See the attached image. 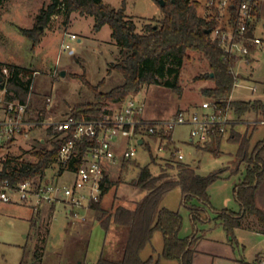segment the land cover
<instances>
[{
	"label": "rangeland",
	"instance_id": "1",
	"mask_svg": "<svg viewBox=\"0 0 264 264\" xmlns=\"http://www.w3.org/2000/svg\"><path fill=\"white\" fill-rule=\"evenodd\" d=\"M103 1L117 9L124 7L125 13L135 20L139 30H142L150 18L163 17L161 0ZM50 2L51 0H0V61L30 68L36 72L33 77V96L38 114L44 113L45 116L57 118L75 106L96 101L95 92L85 80L96 85L101 92L121 84L123 75L117 70L109 73L108 69L111 64L120 62L124 55L115 46L112 29L108 24L98 28L94 16L78 11L72 12L69 17L62 13L53 15L47 25L39 24L42 29L39 40L34 45L32 39L24 35L19 28H33L37 25L39 13ZM262 11L259 35L263 43L254 60L246 62L242 58L237 62L234 69L237 80L231 95V100L234 101L264 102V8ZM65 31L78 35V39L72 42L75 51L71 54L61 51ZM189 53L190 57L180 68L177 88L153 83L145 84L140 92L133 93L144 102V116L162 120L181 109L193 108L204 100L212 99L203 91L204 88L215 86L212 78L205 77L211 70L208 60L201 53ZM170 65L171 63L167 62V67ZM62 70L66 71L65 76L60 74ZM201 76L204 78H200ZM174 78L175 73L166 74L160 80L173 81ZM46 96L52 98L51 103H47ZM229 116L233 123L228 126L220 144L211 141L204 148H198L197 142L188 141L189 126H177L173 132L176 146L185 154L182 160L184 163L196 168L201 175L222 170L221 178L209 187L210 204L203 205L198 199L191 201L205 207L201 212V219L194 223L190 208L182 202L183 192L180 187L167 193L160 205L178 210L182 214V236L196 234L198 237L194 246L195 256L198 254L195 264H264V234L250 231L248 226L243 224L229 236L222 221L217 217L224 209H240V204L234 196V186L242 180L246 163H239V144L233 138L234 134L250 137V152L264 139H259L264 133V120L261 117L249 113L242 119L236 117L233 110L229 112ZM45 131L39 127L36 128L35 134L42 132L45 135ZM46 136L45 146L50 147L51 137L47 134ZM127 142L124 138L120 139L123 146ZM149 142L150 148L146 145L137 146V155L126 165L121 150L116 149L115 163L107 166L113 184L101 200L104 208L114 209L118 205L133 207L136 201L146 194V191L136 184L141 168L149 165L154 174H159L171 160L168 155H156L157 143L152 140ZM41 145L37 140L32 147L26 144L21 148H1L0 168L2 162L8 158H14V164L22 160H36L33 150L42 147ZM49 171L51 172V169ZM169 172L172 176L176 173L174 169H169ZM67 175L72 177L71 173ZM64 182L67 180L62 177L60 183ZM257 204L264 209V185L258 190ZM58 210H61V207ZM31 213L29 205L0 200V264H20L22 258L30 259L35 246ZM82 215H85L84 211ZM246 218H252L259 223L253 216L247 215ZM86 219V215L85 219H81L73 214L67 217L65 212H56L51 221L42 264H96L102 254L114 259L122 256L123 245L127 239L126 228L113 225L111 230L106 232L100 221L94 220L88 230L77 233L74 227H78L76 224L83 223ZM115 228H119V232H114ZM162 251L163 236L160 231H156L151 243L142 251L141 257L148 259L152 256L155 260L160 259L162 264H179L178 261L165 259Z\"/></svg>",
	"mask_w": 264,
	"mask_h": 264
},
{
	"label": "trees",
	"instance_id": "2",
	"mask_svg": "<svg viewBox=\"0 0 264 264\" xmlns=\"http://www.w3.org/2000/svg\"><path fill=\"white\" fill-rule=\"evenodd\" d=\"M242 1L231 0L227 8L228 19L221 25L218 17L220 15L217 9L218 2L214 5L216 9L214 16L205 18L199 13L200 3L197 0H175V2L165 0V4L162 5L163 17L150 18L143 25L142 30H139L135 20L125 13L124 7L117 9L104 3L103 0H51L39 13L37 25L33 28L20 27L19 29L32 39L35 45L40 37L39 24L47 25L53 15L62 13L69 17L75 11L94 16L98 28L106 24L111 27L113 42L124 58L116 64H111L108 72L119 71L123 75V82L109 91L101 92L96 85L85 80L84 82L95 92L96 101L75 106L73 110L78 119L100 118L105 106L125 101L131 94L140 92L145 84H167L177 88L180 68L190 57L189 52L195 51L208 60L211 70L205 77H210L215 82V86L204 88V94L223 107L229 104L239 118L246 113H255L264 120L263 101L231 100L237 80L234 69L242 57L226 53L218 41L212 37L213 30L218 26L223 29L231 27L237 30ZM255 8H257L256 20L250 27L249 35H253L254 26L260 19L261 4ZM207 30L212 32L208 33ZM254 48L252 47L251 51ZM167 62L171 63L169 67ZM4 66L10 70L8 77L2 71ZM212 72L213 76H211ZM173 73H175L173 81L160 80L166 74ZM0 77H2L0 91L1 84L5 82L7 100L27 101L29 86L34 77L33 70L0 61ZM43 117L44 115L41 116ZM50 133L53 134L52 131ZM216 136L217 139H221L223 134L217 131ZM233 138L239 144L237 151L239 163L245 162L246 166L242 180L234 186V196L240 204V210L224 209L217 216L229 236L243 224V219L247 215L255 217L264 229V209L257 204L258 190L264 185V139L250 152V137L238 133L234 134ZM64 141V139H52L51 147L37 148L33 151L36 157L34 161L22 160L14 164V158L4 160L0 168V184L6 179L11 185H16L30 178H44L47 171L57 162L60 146ZM204 147L198 146V148ZM131 161L133 160H125L124 165ZM169 169L176 171L174 176ZM221 173L222 170L201 175L191 165L173 159L159 174H154L149 165L143 166L136 184L142 187L146 194L136 201L133 207L118 205L114 209H106L101 205L102 199L91 205L95 210L96 218L106 232L110 230L112 224L127 230L122 256L114 259L102 254L96 264H162L160 259L155 260L152 256L148 259L141 257L142 251L151 243L156 231H160L163 236L162 256L165 259L178 261L179 264H193L196 254L194 246L198 237L196 234L182 236V214L178 210H172L160 204L167 193L180 187L183 192L182 202L188 205L192 219L194 223H197L205 207L193 204L191 201L198 199L203 205H209V187L221 178ZM102 184L103 198L113 182L107 175ZM43 252L44 248L37 246L33 252L32 262L28 263L25 258H22L20 264H42Z\"/></svg>",
	"mask_w": 264,
	"mask_h": 264
},
{
	"label": "built area",
	"instance_id": "3",
	"mask_svg": "<svg viewBox=\"0 0 264 264\" xmlns=\"http://www.w3.org/2000/svg\"><path fill=\"white\" fill-rule=\"evenodd\" d=\"M263 1L241 2L237 30L221 26L213 30L212 37L226 53L245 58L251 55L252 47L263 43L260 37L248 34L256 20L255 7ZM230 3L231 0H219L217 5L228 8ZM77 39L76 33L65 31L61 51L74 52L72 42ZM2 71L6 77L10 74L7 66ZM6 91L4 82L0 91V149L15 138H30L36 128L42 127L51 137L50 143L52 139L65 140L51 169L71 173L72 177L67 175V182L60 183L48 179L46 174L44 178H30L16 185H11L6 179L0 184V200L26 204L35 210L46 203H63L70 214L81 219H85L82 211L102 199V183L108 175V164L115 163L116 149L121 150L124 160H133L138 152L137 146L150 148L149 141L152 140L157 143L156 155H168L171 159L182 161L185 154L176 146L173 136L177 126H189L192 142L202 145L207 143L212 133L219 131L225 134L232 123L230 105L223 107L214 99L204 100L193 108L181 109L166 119L148 120L144 116V102L132 94L123 102L105 106L98 119H78L73 108L57 118L38 114L34 109V81L29 86L27 101L7 100ZM45 100L51 103L52 98L46 96ZM121 138L128 141L125 146L120 143ZM139 140H142L141 144Z\"/></svg>",
	"mask_w": 264,
	"mask_h": 264
},
{
	"label": "crops",
	"instance_id": "4",
	"mask_svg": "<svg viewBox=\"0 0 264 264\" xmlns=\"http://www.w3.org/2000/svg\"><path fill=\"white\" fill-rule=\"evenodd\" d=\"M197 1L200 3V7H199V10L200 11H199V13L203 17H205V18H211V17L214 16V14L216 12V9H215V6L214 5L217 4L218 0H214V1L213 0H197ZM263 8H264V3L261 4L260 19L255 24L254 30H253V34L256 35V36H258V37H260L261 39H262V37L259 35V29H260V23L259 22L261 20L262 14H263V11H262ZM217 9L220 12V15L218 17H219V22L222 25V24H224L227 21L228 15H229V11H228L227 8L217 7ZM202 12H204V13H202ZM260 48H261V46L255 47L252 50L251 55H249V56H247V57L244 58L246 60V62H250V60H254L255 59V55L259 51ZM239 61H241V60H239ZM231 98H232V96H231ZM34 109H35V111H37V108H36L35 105H34ZM247 114H249V113H246L245 115H247ZM253 114H255V113H253ZM245 115L243 117H241V118L244 119ZM235 116H236V114H235ZM145 118L148 119V120H156V119H152V118H149V117H146V116H145ZM227 130H228V127H227ZM35 131H36V129L34 130L33 135L31 136V138H23V137H21V138H15L13 141H11L9 144H7L5 147H8L10 149L11 148L12 149L13 148H21V147H23V145L25 147L26 144H28L29 147H32V146H35V144L37 143V140H39V142L42 144L41 146H45V144L47 143L46 133H45V135L42 132L39 133V134H35L36 133ZM190 131H191V128H190ZM225 134H223V136H222L221 139H217L216 133H212L211 134V137L209 138V140L207 141V143L202 144V145L201 144H198L197 146H200L201 145V146L204 147V146H206L211 141H215V142H217V144H220L221 141L223 140ZM263 138H264V133L261 135V137L259 139H263ZM188 141L189 142H192L190 136H189ZM175 143H176V141H175ZM25 149L29 150V148H25ZM124 163H125V160H124ZM49 170L47 171V176H48V179H50V180L60 181V179L62 177H65L66 180L68 178L67 177V174L66 173H63L62 171H58L57 172V171H55V169L54 170L51 169V172H50ZM108 176H109V173H108ZM243 176H244V173H243ZM59 207H61V210H58ZM30 208L32 210L31 220H32L33 227L35 229V241H34L35 242L34 243L35 246H34L33 251L31 253L30 259L28 258V260H27L28 263H31L32 262V260H33V252H34V250H35V248L37 246L40 245V246H42L45 249V244L47 243V240H48L49 235H50V225H51V221L55 217L56 212L57 211L65 212L66 215H67V217L70 215V212H69L68 208H66V206L64 204H62V203H47V204H43V205H40L39 208L36 209V210L33 207H30ZM234 211H237V210H234ZM84 213L87 216V219L83 223L76 224V226H78V227H74V228L77 230V233H80L83 230H88L89 227L93 224V221L94 220H98L96 218V213H95L94 208L90 207L89 209L85 210ZM246 217L243 219V224L246 225V226H248V229L250 231L264 234V229H263V226L261 224L255 222V220H252V218H246ZM113 225L114 224H112L111 227ZM114 226H116V225H114ZM240 227H238V228H240ZM110 230H111V228H110ZM68 231H69V229L67 228V232ZM114 232H116V233L119 232V229L118 228H115ZM262 253H260V254H262ZM197 258H198V254H197V256L194 257L193 264H195V260Z\"/></svg>",
	"mask_w": 264,
	"mask_h": 264
},
{
	"label": "water",
	"instance_id": "5",
	"mask_svg": "<svg viewBox=\"0 0 264 264\" xmlns=\"http://www.w3.org/2000/svg\"><path fill=\"white\" fill-rule=\"evenodd\" d=\"M172 1L175 2V0H172ZM161 4L164 5V4H165V0H161ZM41 29H42V27H41ZM207 32H208V33H211L212 30H207ZM60 74H61L62 76H65L66 71H65V70H62V71L60 72ZM213 75H214V73L212 72V73H211V76H213ZM0 81H2V77H0ZM1 88H4V83L1 84ZM139 143L141 144V143H142V140H139Z\"/></svg>",
	"mask_w": 264,
	"mask_h": 264
}]
</instances>
